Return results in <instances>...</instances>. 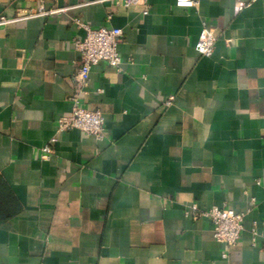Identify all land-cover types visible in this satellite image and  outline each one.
<instances>
[{
	"label": "crops",
	"instance_id": "crops-1",
	"mask_svg": "<svg viewBox=\"0 0 264 264\" xmlns=\"http://www.w3.org/2000/svg\"><path fill=\"white\" fill-rule=\"evenodd\" d=\"M193 1L43 0L64 11L25 19L39 0H0V264H264V0ZM75 20L122 30L120 71L93 66L84 97L102 140L56 130ZM191 204L243 213L238 244Z\"/></svg>",
	"mask_w": 264,
	"mask_h": 264
},
{
	"label": "built area",
	"instance_id": "built-area-1",
	"mask_svg": "<svg viewBox=\"0 0 264 264\" xmlns=\"http://www.w3.org/2000/svg\"><path fill=\"white\" fill-rule=\"evenodd\" d=\"M99 2H113L116 6L130 7L140 2L145 4L146 0H99ZM195 3L196 1L193 0H176V5L184 8H191ZM241 7H236V12ZM62 11L64 9L46 10L43 0H39L37 11H24L25 16L22 18L48 17ZM110 18L111 15H108L107 21ZM15 20L0 17V26L8 25ZM74 23L84 30L85 35L83 39H72L73 48L78 53L79 59L73 90L68 97L71 110L68 115L57 120L56 130L57 132L79 130L97 140H102L105 134L102 115L100 111L88 108L84 103V97L88 93L90 72L93 66L105 63L114 67L116 71H120L121 58L118 53V45L122 39V30L108 25L93 28L80 20H75ZM216 26V24L212 25L207 22L202 23V29L195 44V49L200 55L209 57L212 54L216 41ZM169 104L170 102H167V105ZM52 142H55V139H52ZM43 151L48 152L49 147H44ZM184 215L194 221L200 218L208 219L212 224L214 239L226 248L235 246L240 240L243 231V213H237L225 205L203 210L196 204H191L184 210ZM223 256L225 257L226 254Z\"/></svg>",
	"mask_w": 264,
	"mask_h": 264
}]
</instances>
